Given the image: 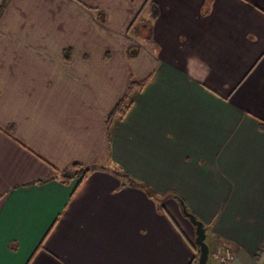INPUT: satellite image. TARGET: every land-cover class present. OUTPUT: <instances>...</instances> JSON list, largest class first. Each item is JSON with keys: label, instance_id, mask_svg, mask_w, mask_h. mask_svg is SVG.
I'll return each instance as SVG.
<instances>
[{"label": "crops", "instance_id": "crops-1", "mask_svg": "<svg viewBox=\"0 0 264 264\" xmlns=\"http://www.w3.org/2000/svg\"><path fill=\"white\" fill-rule=\"evenodd\" d=\"M154 1L149 38L128 32L148 0L4 10L0 264H198L179 199L205 224L207 264L264 257V0ZM131 79L147 80L109 137ZM92 162L112 167L56 177Z\"/></svg>", "mask_w": 264, "mask_h": 264}, {"label": "trees", "instance_id": "trees-1", "mask_svg": "<svg viewBox=\"0 0 264 264\" xmlns=\"http://www.w3.org/2000/svg\"><path fill=\"white\" fill-rule=\"evenodd\" d=\"M10 1L11 0H0V18ZM148 3H149V9H150V20H144V19L134 20L128 28L129 34L133 37H140V38L150 37L151 21L155 19V17L158 15V6L154 0H148ZM90 9L93 10L94 15L97 18V20H99L100 22L105 21L106 15L103 10L97 9V8H90ZM138 49H139L138 44H131V45L126 46L125 53L128 57H131L137 53ZM70 53H71V49L65 48L63 50V57L66 60H68L70 58ZM106 55H108V52L106 53ZM146 80L147 79H144L141 81H137L135 79L130 80L127 93L117 102L114 109L111 111V113L108 115L106 119L108 131H109V137H110V130H111L112 122L116 118L120 119L126 114V112L128 111L132 103L133 93L136 91H140L145 85ZM107 151H109V147H107ZM96 166L97 165L94 162L89 163V164L73 163L67 166L65 169L57 170L56 177L62 183L68 184L75 178H79V179L84 178ZM43 181L44 180H39L38 182H43ZM169 194H172V193L169 192Z\"/></svg>", "mask_w": 264, "mask_h": 264}, {"label": "water", "instance_id": "water-1", "mask_svg": "<svg viewBox=\"0 0 264 264\" xmlns=\"http://www.w3.org/2000/svg\"><path fill=\"white\" fill-rule=\"evenodd\" d=\"M182 213L189 219V221L194 225L195 228V238L194 243L198 247V264H207V259L209 255V246L205 240L206 238V227L205 224L199 220L193 213H191L183 200L179 199Z\"/></svg>", "mask_w": 264, "mask_h": 264}, {"label": "built area", "instance_id": "built-area-1", "mask_svg": "<svg viewBox=\"0 0 264 264\" xmlns=\"http://www.w3.org/2000/svg\"><path fill=\"white\" fill-rule=\"evenodd\" d=\"M215 256L219 261V263L230 262L234 257L233 251L229 247L224 248L222 254H216ZM263 262H264V257L261 254L258 256L254 264H264Z\"/></svg>", "mask_w": 264, "mask_h": 264}, {"label": "rangeland", "instance_id": "rangeland-1", "mask_svg": "<svg viewBox=\"0 0 264 264\" xmlns=\"http://www.w3.org/2000/svg\"><path fill=\"white\" fill-rule=\"evenodd\" d=\"M95 163V162H94ZM97 165V164H96ZM106 165V164H105ZM104 164H101V166H96V167H94V168H100V167H104V168H108V167H110L111 165H106L105 166ZM112 167V166H111ZM93 170V169H92ZM169 195H173V194H169ZM184 217V220H185V222H188V224H190V226L192 225L193 227H194V225L189 221V219L184 215L183 216ZM207 234H208V232H207ZM206 240L208 241L209 240V237H207L206 238ZM209 261H211L212 260V256H211V253H209V259H208Z\"/></svg>", "mask_w": 264, "mask_h": 264}]
</instances>
